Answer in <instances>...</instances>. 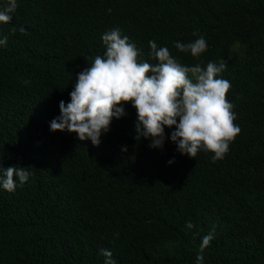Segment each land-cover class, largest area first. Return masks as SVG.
<instances>
[{
	"label": "trees",
	"instance_id": "1",
	"mask_svg": "<svg viewBox=\"0 0 264 264\" xmlns=\"http://www.w3.org/2000/svg\"><path fill=\"white\" fill-rule=\"evenodd\" d=\"M116 28L141 62L157 63L154 40L184 65L227 64L218 78L231 84L241 132L223 160L181 154L174 129L163 149L137 141L131 103L98 147L50 130ZM194 32L208 44L199 58L173 46ZM4 37L0 167L32 175L14 192L0 186V264H104L100 249L116 264H196L213 227L203 264H264V0H18L12 21L0 22Z\"/></svg>",
	"mask_w": 264,
	"mask_h": 264
},
{
	"label": "clouds",
	"instance_id": "2",
	"mask_svg": "<svg viewBox=\"0 0 264 264\" xmlns=\"http://www.w3.org/2000/svg\"><path fill=\"white\" fill-rule=\"evenodd\" d=\"M17 8L18 0H5L0 5V22L10 23ZM15 31L13 28V34ZM19 31L25 34L26 29L20 27ZM193 36L198 38L188 43L175 41L173 46L199 58L208 44L202 34L194 32ZM101 39L105 53L95 56L90 67L78 73L70 102L60 101V115L50 122L51 131L75 133L80 141L91 140L98 147L113 118L125 116L124 105L131 103L137 111V141L149 139V147L163 149L168 139L165 128L174 129L170 139L181 154L195 158L200 151L210 152L213 163L225 158L241 132L234 123V106L226 99L231 84L218 78L227 68L225 62L210 61L206 67L184 65L154 40L149 41V56L157 63L141 62L140 51L120 29L105 32ZM6 44L7 37L0 39V45ZM28 168L0 167V186L14 192L17 180L21 186L29 181L32 173ZM186 227L193 229L195 225L188 222ZM213 238L214 227L202 238L196 264H203V253ZM99 254L105 258L104 264H116L111 251L100 249Z\"/></svg>",
	"mask_w": 264,
	"mask_h": 264
}]
</instances>
